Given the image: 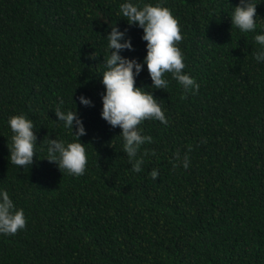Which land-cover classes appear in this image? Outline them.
Instances as JSON below:
<instances>
[{"label": "trees", "instance_id": "1", "mask_svg": "<svg viewBox=\"0 0 264 264\" xmlns=\"http://www.w3.org/2000/svg\"><path fill=\"white\" fill-rule=\"evenodd\" d=\"M121 2L0 0V187L27 218L0 234V264H264V62L254 59L264 0H253L257 28L243 33L230 18L239 0H163L180 24L183 71L200 87L185 93L166 73L169 86L151 89L146 67L135 78L169 121L141 123L153 139L140 172L119 127L100 116L111 26L131 38L122 55L139 62L146 52L142 29L118 15ZM58 105L86 128L83 175L46 158L48 138L74 139L56 120ZM20 113L37 136L23 169L8 149L7 121ZM176 152L188 154L187 169L173 166Z\"/></svg>", "mask_w": 264, "mask_h": 264}, {"label": "clouds", "instance_id": "2", "mask_svg": "<svg viewBox=\"0 0 264 264\" xmlns=\"http://www.w3.org/2000/svg\"><path fill=\"white\" fill-rule=\"evenodd\" d=\"M256 6L253 0H239L230 16L232 25L242 33L253 32L257 28ZM118 15L126 18L128 24L142 29L141 39L146 41V52L139 62L135 57L122 55V50H133L131 38H125L127 29L111 26L106 36L108 55L104 58V70L100 75V83L103 85L100 116L110 126L119 127L123 151L131 162L132 170L140 172L149 151L142 150V146L153 139L143 133L141 123L145 120H158L166 125L169 121L162 100L154 97L152 91L146 90L148 86H137L135 78L146 67L151 89H165L169 86L166 73L171 74L185 93L197 90L200 85L193 76L183 71L186 65L178 45L183 38L180 24L163 0H156L155 3L123 0L119 4ZM254 40L258 44L254 59L264 62V31L256 32ZM77 99L84 106H93L90 97L81 94ZM54 114L74 139L48 138L46 158L69 175H83L88 163L85 143L79 139L87 134L83 120L76 110L63 109L59 105ZM7 123L12 132L8 147L10 162L22 169L29 168L34 162L37 146L34 123L24 113L10 116ZM174 160V167L177 164L185 169L190 166L187 153H174ZM150 175L155 179L159 172L153 168ZM26 223L24 209L15 204L6 188L0 187V234H15L25 228Z\"/></svg>", "mask_w": 264, "mask_h": 264}]
</instances>
